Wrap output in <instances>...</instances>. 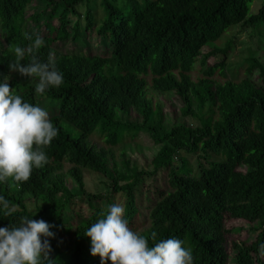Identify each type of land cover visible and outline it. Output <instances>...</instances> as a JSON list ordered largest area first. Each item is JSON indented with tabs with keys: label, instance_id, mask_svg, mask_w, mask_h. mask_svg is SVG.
<instances>
[{
	"label": "trees",
	"instance_id": "obj_1",
	"mask_svg": "<svg viewBox=\"0 0 264 264\" xmlns=\"http://www.w3.org/2000/svg\"><path fill=\"white\" fill-rule=\"evenodd\" d=\"M31 1L0 0V82L8 76L25 102L36 105L39 96L56 104L49 118L59 132L44 149L47 163L34 168L28 181L0 182V195L16 206L12 216L0 207V227L18 223L21 216L43 219L56 225L50 229L55 238L43 237L50 241L55 264H101L84 232L106 212L95 206L89 214L76 210L67 237L62 217L78 198L67 177L81 200L101 198L85 190L83 171L89 170L108 178L112 192L124 193V218L149 239V246L174 237L191 250L193 264H228L227 234L241 228L227 227L225 219L242 218L255 236L231 241L234 264H264V38L243 62L239 79L226 74L234 40L216 43L239 24L263 32L264 3L252 12L254 0H100L105 16L98 18L92 0H48L50 10L38 24L42 35L24 27ZM81 4L85 32L93 29L109 47V56L58 51L80 36L79 21H70ZM40 17L29 16L35 22ZM25 32L42 36L39 59L46 62L54 54L64 77L61 86L43 95L35 93L38 79L9 70L13 47L29 43ZM213 55L221 59L209 61ZM150 92L176 96L181 114L198 123L167 128L161 103ZM139 132L160 145L148 161L151 168L132 162L123 149L116 159L115 149ZM183 152L195 154V162ZM149 177L157 182L145 188Z\"/></svg>",
	"mask_w": 264,
	"mask_h": 264
},
{
	"label": "clouds",
	"instance_id": "obj_2",
	"mask_svg": "<svg viewBox=\"0 0 264 264\" xmlns=\"http://www.w3.org/2000/svg\"><path fill=\"white\" fill-rule=\"evenodd\" d=\"M27 47H13L15 60L9 61V70L22 76L36 78L35 93L43 95L50 87L62 85L64 77L57 69L54 54L46 62L38 57L44 39L38 33L25 32ZM26 57H30L27 63ZM59 130L49 118V113L39 105L25 102L4 76L0 82V182L9 178L16 182L29 180L34 168L47 163L45 148L50 146ZM0 207L5 216H12L16 206L0 195ZM120 203L108 205L107 213L87 227L84 235L91 240V254L101 258V264H193L190 249L182 246L177 238L157 241L156 232L149 239L133 231ZM56 227L43 219L21 216L18 223L0 227V264H55L50 241L55 238L50 229ZM264 255V244L260 245Z\"/></svg>",
	"mask_w": 264,
	"mask_h": 264
},
{
	"label": "rangeland",
	"instance_id": "obj_3",
	"mask_svg": "<svg viewBox=\"0 0 264 264\" xmlns=\"http://www.w3.org/2000/svg\"><path fill=\"white\" fill-rule=\"evenodd\" d=\"M119 1V0H118ZM48 0H32L29 6L27 7V11L25 16L27 17L25 29L27 31L32 32H40V34H44V28L38 27L39 23L44 21V17L48 14L51 5H48ZM264 0H254L251 4V11L255 12L262 4ZM92 6L95 9V12L98 14V18H103L105 14H103L102 7L100 4V0H92ZM85 4H81L77 7L78 14L74 17H71L70 24L75 22L76 20L79 21L80 29V36L76 41H68V43L60 48L58 51L60 52H74L78 54H101L109 56V47L104 44L101 38L95 33L93 29L88 30L85 32L84 30V10ZM33 13H41V17L39 18L38 22L33 21L29 18V16ZM99 20V19H98ZM264 38V31L259 33L258 31L252 29L251 27H243L242 25H235L233 26L227 33L221 36L220 40L216 43H223L227 39H233L235 48L232 52L228 54V64L226 68L227 77L230 79H239L244 76V67L243 62L246 60L247 57L250 56L252 52L257 50L259 47H262V39ZM103 43V44H102ZM207 50V47H205ZM221 59V55H213L209 58V61H217ZM18 75L22 76L20 73ZM192 76L195 78L197 76L196 69L192 73ZM152 96L154 101H160L161 106L163 108V112L165 115L164 124L168 128L172 124L175 123H185L196 125L198 123V119L196 117H192L190 115H182L180 112V101L174 95L170 94H159V93H149ZM36 105L41 106L44 108L49 115L55 112L57 107L56 104L51 103L48 99L42 98L37 96ZM121 119H132L138 120L134 116L133 117H126L122 114L119 116ZM65 128L70 130L72 134L77 133V129L63 122ZM92 140L97 143L101 144V141L95 137ZM160 147L158 144H154L150 138V136L145 132H139L137 138L134 141H130L128 143H124L123 145L117 147L115 149L116 159L119 161L120 159V152L123 149L126 157H129L132 162H135L139 166H146L151 168L149 165V160L155 154L157 149ZM184 156L188 157L190 161L193 163L196 160V155L191 153L183 152ZM178 162V161H175ZM83 180H84V187L85 190L89 193L99 194L101 198L94 199L90 202L85 198L81 200L82 195L78 190L77 185L75 182L70 178L67 177L66 184L67 186L73 191V193L78 197L76 198L75 205L70 206L68 205L64 212H63V220L66 226V236L73 230L75 225V211L79 210L86 214H89L92 211V207H100L106 213L108 211V205L113 203H120L123 206L125 195L123 192H112L110 187L109 179L106 178L104 175L84 170L83 171ZM157 182V179L154 177H149L144 183V187H149ZM28 207L30 209H34V205L32 202L28 203ZM225 224L227 227L232 228H241L239 231H233V233L227 234L226 240V250L229 255L228 257V264H234L233 256L234 251L232 250L231 241L233 239L239 241H251L255 233L250 231L251 223L246 221L242 218H226ZM43 239V237H42Z\"/></svg>",
	"mask_w": 264,
	"mask_h": 264
}]
</instances>
